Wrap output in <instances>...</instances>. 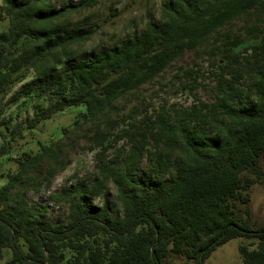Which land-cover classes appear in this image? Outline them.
<instances>
[{"label":"trees","instance_id":"1","mask_svg":"<svg viewBox=\"0 0 264 264\" xmlns=\"http://www.w3.org/2000/svg\"><path fill=\"white\" fill-rule=\"evenodd\" d=\"M98 1L1 0L7 23L0 29V104L31 75L9 103L35 91L46 105L37 102L25 120H0V154L24 130L79 105L83 111L72 127L91 123L88 138L98 151L88 183L50 193L66 205L55 220L45 218L44 205L30 204L24 193L12 198L11 191L40 174L42 163L49 185L62 147L39 142L36 152L16 159L15 172L7 173L0 189V259L7 248L9 264H178L172 256L182 264H203L219 246L242 236L248 240L238 246L242 264H264V224L251 222L247 192L264 183V31L221 43L217 37L234 19L261 13L264 0H162L159 19L148 13L141 30L86 51L80 46L101 22L93 10ZM207 39L206 54L215 65L212 102L196 97L198 73L185 69L176 84L194 95L190 107L167 109L164 101L154 109L140 102L100 122L125 93ZM120 140L128 145L125 155V146L110 155ZM109 183L117 211L109 204ZM99 195L104 200L95 204Z\"/></svg>","mask_w":264,"mask_h":264},{"label":"rangeland","instance_id":"2","mask_svg":"<svg viewBox=\"0 0 264 264\" xmlns=\"http://www.w3.org/2000/svg\"><path fill=\"white\" fill-rule=\"evenodd\" d=\"M64 0H54L60 5ZM78 1V0H70ZM162 0H99L94 6L95 18L101 22L97 26L95 34L86 43L80 46V49L86 51H95L101 46H106L115 40L121 39L128 33L141 30L149 20L148 13H152L155 19H159V6ZM87 10H85L86 12ZM255 15H259L257 18ZM7 23L1 10L0 0V29ZM257 30L264 31V9L261 13L257 11L250 12L234 19L226 24L217 34L218 41L226 40V37H247L250 34H258ZM212 39H207L203 44L194 50L186 51L181 57L173 61L163 72L156 76L152 81L142 84L138 89L127 92L119 98L114 108L109 112L105 111L101 117V123L108 119L116 118L123 113L128 112L133 104L150 103L154 109H158L165 101L167 109L188 108L196 103L195 97L189 93H182L176 81L183 77L185 69H192L198 73L200 86L196 97L204 102H212L213 87L215 85L214 77L211 74L214 71L212 60L208 58L206 51L211 45ZM221 43V42H220ZM31 75L16 83L0 104V120L10 119L11 123L18 120L31 118L34 114L35 104L38 102L41 106L46 105L44 95H37L32 91L30 96L21 97L14 103H9V97L17 94L26 87V83ZM174 83V86L172 84ZM83 111V106H71L62 112L56 113L52 118L41 121L38 127L31 130H24L23 136L17 137L10 142L11 148L5 154H0V189L6 183L7 173H13L16 170V159L22 153H34L39 148V142L56 143L62 147L60 161L55 167L53 176L47 185L42 176L45 174L46 163L40 167L41 173L34 172L25 179L20 180L12 188L11 196L15 197L17 193H24L25 198L32 203H40L45 207V218L55 220L57 217H63L66 211L64 203H56L49 198L50 193L59 191L64 185H74L81 181L88 183L90 176L96 173L97 149L91 147L88 135L91 134L93 125L91 123L80 122L79 127H72V121L77 113ZM66 131L63 132L62 129ZM3 139L0 136V146ZM120 146H125L124 154L128 145L124 140L118 141L109 150L110 155ZM151 149L150 147H148ZM145 156L142 158L140 166L146 165ZM250 194L248 205L250 208L251 222L255 225L264 224V183H255L247 191ZM245 193V192H243ZM107 197L113 211L119 209L115 203V187L112 183L108 184ZM95 204H100L104 200V195L92 198ZM9 203H13L12 200ZM248 241L245 237H234L216 250H214L204 261L203 264H242L238 251V246L242 242ZM11 258L10 250L3 249V256L0 264H9ZM178 264L183 263V259L172 256ZM16 264V263H12Z\"/></svg>","mask_w":264,"mask_h":264}]
</instances>
